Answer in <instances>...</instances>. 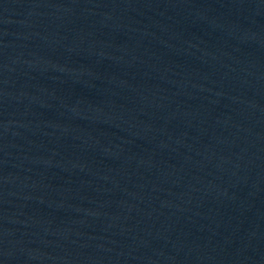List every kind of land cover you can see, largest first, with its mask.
Wrapping results in <instances>:
<instances>
[{
    "label": "water",
    "instance_id": "water-1",
    "mask_svg": "<svg viewBox=\"0 0 264 264\" xmlns=\"http://www.w3.org/2000/svg\"><path fill=\"white\" fill-rule=\"evenodd\" d=\"M0 264H264V0H0Z\"/></svg>",
    "mask_w": 264,
    "mask_h": 264
}]
</instances>
